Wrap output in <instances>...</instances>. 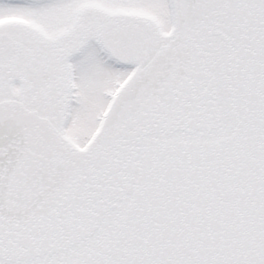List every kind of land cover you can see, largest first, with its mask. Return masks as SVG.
Instances as JSON below:
<instances>
[{"label":"snow or ice","instance_id":"obj_1","mask_svg":"<svg viewBox=\"0 0 264 264\" xmlns=\"http://www.w3.org/2000/svg\"><path fill=\"white\" fill-rule=\"evenodd\" d=\"M0 264H264V0H0Z\"/></svg>","mask_w":264,"mask_h":264}]
</instances>
